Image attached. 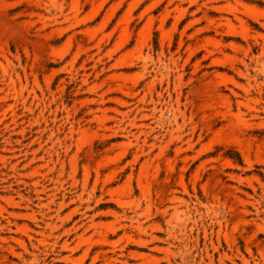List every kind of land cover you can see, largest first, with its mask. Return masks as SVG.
Segmentation results:
<instances>
[{
	"label": "rangeland",
	"instance_id": "rangeland-1",
	"mask_svg": "<svg viewBox=\"0 0 264 264\" xmlns=\"http://www.w3.org/2000/svg\"><path fill=\"white\" fill-rule=\"evenodd\" d=\"M0 264H264V0H0Z\"/></svg>",
	"mask_w": 264,
	"mask_h": 264
},
{
	"label": "bare ground",
	"instance_id": "bare-ground-1",
	"mask_svg": "<svg viewBox=\"0 0 264 264\" xmlns=\"http://www.w3.org/2000/svg\"><path fill=\"white\" fill-rule=\"evenodd\" d=\"M251 10V9H250ZM254 18V17H253ZM256 19V18H255Z\"/></svg>",
	"mask_w": 264,
	"mask_h": 264
}]
</instances>
